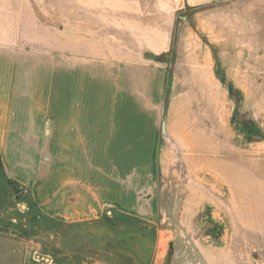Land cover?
<instances>
[{
    "label": "crops",
    "instance_id": "1",
    "mask_svg": "<svg viewBox=\"0 0 264 264\" xmlns=\"http://www.w3.org/2000/svg\"><path fill=\"white\" fill-rule=\"evenodd\" d=\"M263 5L0 0V264H42L13 213L23 196L52 227L139 214L165 240L154 264L169 244L192 264H264V91L248 71L255 45L224 23L251 8L264 19ZM145 184L146 209L125 202ZM66 255L52 264H114Z\"/></svg>",
    "mask_w": 264,
    "mask_h": 264
},
{
    "label": "rangeland",
    "instance_id": "2",
    "mask_svg": "<svg viewBox=\"0 0 264 264\" xmlns=\"http://www.w3.org/2000/svg\"><path fill=\"white\" fill-rule=\"evenodd\" d=\"M173 11L176 12L178 10L173 9L172 12ZM176 14L180 15V13L177 12ZM249 14L250 16L248 14H246V16L250 19L244 18L243 14L239 13L243 18H239L236 21L228 18L224 23L228 24L229 22L230 27L228 28L244 34V36H240L236 33L237 38L245 41H252V45H255L252 51L253 65L248 71L256 87L264 91V52L261 53V48L262 50L264 48V38L263 42L260 41V35L264 34V19L256 20V17H259L258 10L251 8ZM261 15H264V13ZM180 23L181 22L178 21L176 27H179ZM231 27H234V29ZM211 39L212 38H208V40ZM188 48L189 52L186 53L190 59V56L193 55L194 52L191 53L190 46H188ZM221 51L225 54L224 58L227 59L226 49ZM171 54L175 56V50ZM209 55H211V53H209ZM214 56H216V54H214ZM219 69L222 71L221 67ZM229 85L230 91L236 96V104L238 106L240 103L239 90L236 86L234 87L233 84ZM252 86H254V84H252ZM252 127V125H248V128L252 129ZM249 132L248 138L253 141H258L262 138L261 135L254 130H250ZM43 150V153H45L46 149ZM47 150H49L50 155V149ZM90 160L92 161L90 163L92 165L98 163L96 162V156L94 157L92 154H90ZM135 166L134 169L132 168L129 170L136 171L138 169L139 171L140 168L142 170V164L139 166L137 165V168H135ZM124 168L126 169V165H124ZM19 187L24 189L27 188L23 185ZM19 187L14 185V190L20 195ZM126 190L127 189H125V192ZM136 191H138L136 196L125 194V202H129L130 205L134 204L137 208L143 207L146 209L149 201V194L151 193V190L149 191L148 189V184L144 186L140 185L139 189ZM110 207L111 206H109L108 209H110ZM12 209L13 213L18 215L21 220L24 219L23 223L28 224L27 226L31 232L29 234L31 239L37 241L38 244L42 246V250L36 248L33 254L34 258L42 264H52L53 261L56 263H69L68 256L66 255L67 253H79L92 256L96 254L97 256L99 255L105 258L109 263L114 264H154L153 258L157 250L158 254L160 252V247L163 245L162 243H165V240H163L161 244L160 242H156L158 238V229L152 228L148 225V222L144 221L141 217L137 219L135 215L139 214L136 213H133L134 216L131 214L120 215L116 211L115 213L111 210H108V212L104 210L101 216L91 221L52 227L51 223L47 224L48 222H43L40 217L35 218V212H40L39 207L36 203H30L24 196L12 202ZM37 210L39 212H37ZM192 263L193 260L190 251L180 248V245H167V254L164 264Z\"/></svg>",
    "mask_w": 264,
    "mask_h": 264
},
{
    "label": "built area",
    "instance_id": "3",
    "mask_svg": "<svg viewBox=\"0 0 264 264\" xmlns=\"http://www.w3.org/2000/svg\"><path fill=\"white\" fill-rule=\"evenodd\" d=\"M18 189H20L19 193L22 194V195H24L27 192V189H24L22 187H19Z\"/></svg>",
    "mask_w": 264,
    "mask_h": 264
}]
</instances>
